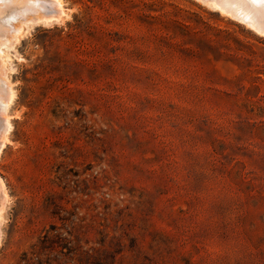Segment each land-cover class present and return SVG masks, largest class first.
Returning <instances> with one entry per match:
<instances>
[{
    "label": "rangeland",
    "instance_id": "1",
    "mask_svg": "<svg viewBox=\"0 0 264 264\" xmlns=\"http://www.w3.org/2000/svg\"><path fill=\"white\" fill-rule=\"evenodd\" d=\"M31 1L0 264H264V35L198 0Z\"/></svg>",
    "mask_w": 264,
    "mask_h": 264
},
{
    "label": "bare ground",
    "instance_id": "2",
    "mask_svg": "<svg viewBox=\"0 0 264 264\" xmlns=\"http://www.w3.org/2000/svg\"><path fill=\"white\" fill-rule=\"evenodd\" d=\"M198 1L206 4L208 7L212 9L214 8L217 11L230 16L232 19L238 22L243 23L248 28L253 29L257 33L264 35V0H198ZM46 3L51 4L54 9L56 8L59 9L57 0H47ZM41 6L42 4L36 5L31 0H0V34L6 36L5 38H3L0 35V38H3L0 41V149L3 146V144H5L4 141L7 137V136L5 137V132L9 128V122L7 118L4 116L5 108H8L6 107L7 100H3V99L4 97H6V95L8 98L11 97L10 94L11 87L9 88V85L6 81L8 77L6 79L4 77L7 57H5L4 55L3 47L6 46L7 44L6 38L8 36H10V38L15 40V38H13L14 37L13 33H17L18 31H20V18L24 15V13L28 9H36V8L38 9ZM41 18H47V16L44 15ZM16 37H19V35Z\"/></svg>",
    "mask_w": 264,
    "mask_h": 264
}]
</instances>
